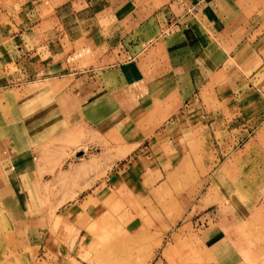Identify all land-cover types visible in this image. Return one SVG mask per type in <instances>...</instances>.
I'll return each mask as SVG.
<instances>
[{
  "label": "rangeland",
  "instance_id": "obj_1",
  "mask_svg": "<svg viewBox=\"0 0 264 264\" xmlns=\"http://www.w3.org/2000/svg\"><path fill=\"white\" fill-rule=\"evenodd\" d=\"M232 1L251 18V41L255 36L264 39V0ZM67 2L66 7L58 11V0H0V69L6 76L0 84V119L7 121L15 114L22 127L19 136L23 135L27 144L35 149V157L41 154L38 160L48 165L50 181L42 182L41 193L43 205L51 211L59 213L64 206L78 203L104 184V179L115 191L114 197L110 198V203L102 205L100 201L94 207L101 212L106 210L97 226L88 231L80 230L93 234L97 240L89 241L83 253L77 248L82 256L70 247L78 231L75 220L69 218L58 228L57 222L53 224L55 228L51 224L46 230L49 244L34 246L33 251L27 249L21 253L25 244L12 245L7 239L9 236L3 235L6 239L0 238L3 257L0 264H68L70 261L75 264H203L200 255L207 249L202 243L201 229L209 217L212 222L223 224L227 239H234L235 231L238 232L245 242L242 253L246 260L250 259L253 253L264 248L261 246L264 244V158L253 151L258 143L254 129L247 133L239 127L245 124L255 105L243 98L249 94V88L244 86L243 90L240 86V81L245 84L252 81L250 73L242 69L240 79H228L221 85L210 82L197 90V95L192 97L194 100L181 105L171 118H162L156 125H150L147 118L129 119L130 126L124 123L125 129H132L127 136H122L117 128L108 130L98 123L115 127L117 118L112 117L116 113H109L92 119L99 131L103 130L100 135L89 138L82 128L78 127L77 131L76 127L77 139L70 140L67 134L73 132L74 123L81 120L80 107L76 121L58 117L57 91L51 88L45 93L48 88L45 83L50 82L42 76L57 72L56 68L45 70L44 67L71 52V38H65V46L56 45L58 16H65L62 24L67 33L74 24L73 15L81 19L82 16L87 18L89 13L87 9L76 11L74 0ZM241 66H232V75L238 74ZM87 71L91 76L95 74L92 68ZM93 78L98 84L92 88H109L100 82L99 76ZM72 82L74 79L63 83L74 97L76 90L69 85ZM72 97L65 101L67 113L73 106ZM63 120L67 123L63 124ZM143 130L148 131H145L147 134ZM154 131H163L161 141L169 148L161 151V155L151 145L153 138L159 136V133L151 134ZM71 143L81 150L67 154L59 149ZM140 153L151 154V160L159 165L172 159L168 169L176 172L175 175L168 181L166 176L155 191L158 182L149 183L143 191L141 187L145 184L138 180V174L134 181L132 177H124L116 183L115 176L131 166L134 155ZM67 155L70 158L61 163L62 157ZM79 178L84 180L79 181ZM90 202L89 198L85 205ZM122 211L126 213H120ZM70 213L72 207L65 212ZM105 225L109 229L105 230ZM235 225L237 230H234Z\"/></svg>",
  "mask_w": 264,
  "mask_h": 264
},
{
  "label": "crops",
  "instance_id": "obj_2",
  "mask_svg": "<svg viewBox=\"0 0 264 264\" xmlns=\"http://www.w3.org/2000/svg\"><path fill=\"white\" fill-rule=\"evenodd\" d=\"M67 1L58 0L57 10L65 8ZM72 4L76 11L85 12L87 9V18L82 16L78 19L73 15L74 24L69 27L70 32L66 33L65 24H62L65 23V16H58L56 45L65 46V38H71V52L44 67L45 70L56 68L57 72L42 75L50 82L45 83L48 85L45 93L50 92L51 88L57 91L58 117L62 119L65 116L76 121L80 107L78 112L81 120L74 123L75 128L67 134L68 139H77L76 127L77 131L78 127L82 128L89 138L100 135L103 130L99 131L92 119L109 113H116L112 117L117 118L115 127L98 123L105 129L108 127V130L117 128L122 136L132 131L124 128V123L130 126L129 119L147 118L150 125H156L162 118H171L181 105L194 100L192 97L197 95L198 89L200 91L214 82L221 85L226 84L228 79H240L244 69L245 73H250L252 81L246 84L240 81L243 90L244 86L250 90L243 98L255 105L245 124L241 123L239 127L247 133L254 129L258 143L253 151L264 158V39L255 36L251 41V18L237 8L232 0H74ZM235 64L242 65V68L234 76L231 68ZM90 68L94 75L99 76L100 82L109 85L108 89L92 88L98 82L95 83L94 75L88 73ZM70 75L75 76L68 78ZM5 77L0 69V84ZM71 79L74 82L69 85L76 90V94H72L74 97L70 96L63 83ZM240 92L239 95L244 93ZM67 97H72L73 101L69 113L64 107ZM66 123L64 121L63 124ZM20 127L15 114L10 120L2 122L0 119V230L3 231L0 238L9 236L7 239L12 245L23 242L26 248L21 249V253L27 249L33 251L34 246L49 244L50 237L46 235V230L50 229L51 224L53 226L57 222L58 228L60 223L71 218L75 220L78 232L72 238L70 247L74 253L81 255L77 248L83 253L89 241L97 240L93 234L81 233L80 230L88 231L97 226V221L106 210L101 212L94 207L100 201L102 205L110 203L115 191L104 179V184L93 189L78 203L64 206L59 213L51 211L43 205L41 193L42 182L50 181L49 167L38 160L41 154L35 157V149L27 144L25 137L19 136ZM145 131L142 132L147 134L148 131ZM137 133L140 134V131ZM158 133L159 136L153 138L151 145L161 155V151L165 152L169 148L168 145L165 148L161 141L163 131L151 134ZM72 146L71 143L59 149L67 154L68 151L75 154L81 150ZM72 148L75 150L72 151ZM150 156L146 153L134 155L131 166L128 165L129 168L115 176L116 183L130 177L134 181L133 178L138 174V180L145 184L141 187L143 191L151 182H158L154 191L158 190L164 178L167 176L168 181L176 172L171 173L168 169L172 159H167L165 165H159ZM68 158L70 155L62 157L61 163ZM82 180L84 178H79V181ZM89 198L91 202L85 205ZM71 207L72 213L66 215L65 212ZM49 220H53L52 223ZM222 225L212 222L209 217L201 229L202 243L207 249L200 255L203 264H246L247 261L249 264H264V248L246 260L242 253L245 244L243 239L236 231L234 239H227L226 228ZM236 226L234 230H237ZM107 229L109 227L105 225ZM261 246L264 247V244ZM62 249L66 253V248ZM0 258L3 259L1 255ZM72 263L75 264L74 261L68 264Z\"/></svg>",
  "mask_w": 264,
  "mask_h": 264
}]
</instances>
